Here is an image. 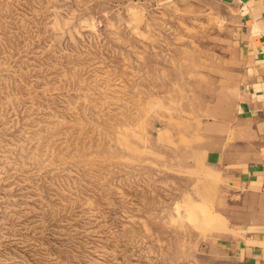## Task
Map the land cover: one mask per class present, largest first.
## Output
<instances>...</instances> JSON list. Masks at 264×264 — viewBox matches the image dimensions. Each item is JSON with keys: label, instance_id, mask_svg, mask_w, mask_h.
Wrapping results in <instances>:
<instances>
[{"label": "rangeland", "instance_id": "374dc122", "mask_svg": "<svg viewBox=\"0 0 264 264\" xmlns=\"http://www.w3.org/2000/svg\"><path fill=\"white\" fill-rule=\"evenodd\" d=\"M242 34L225 0H0V264L234 253L264 167Z\"/></svg>", "mask_w": 264, "mask_h": 264}, {"label": "crops", "instance_id": "0c3cea01", "mask_svg": "<svg viewBox=\"0 0 264 264\" xmlns=\"http://www.w3.org/2000/svg\"><path fill=\"white\" fill-rule=\"evenodd\" d=\"M225 1L239 11L243 26L242 44L255 69L249 114L255 120L256 134L260 138L256 143L260 156L256 160L264 166V0ZM254 173L250 181L260 182L256 184L258 189L235 206L234 225L238 238L234 253L226 257L222 250H218V255L210 259L214 264H264V167Z\"/></svg>", "mask_w": 264, "mask_h": 264}]
</instances>
